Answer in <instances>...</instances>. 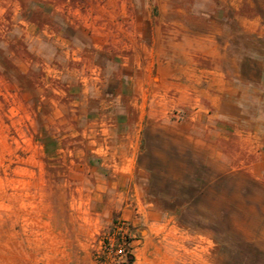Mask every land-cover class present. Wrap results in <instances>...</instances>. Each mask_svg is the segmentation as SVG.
I'll return each instance as SVG.
<instances>
[{"label": "rangeland", "instance_id": "rangeland-1", "mask_svg": "<svg viewBox=\"0 0 264 264\" xmlns=\"http://www.w3.org/2000/svg\"><path fill=\"white\" fill-rule=\"evenodd\" d=\"M256 13L264 15L256 0H0V264H57L43 256V240L60 237V182L96 162L94 130L113 143L132 139L137 167L154 158L178 180L193 165L229 174L253 161L237 130L181 127L209 104L188 101L179 75L223 58L203 39L207 31L222 30L221 50L257 56L264 39L234 33L222 19ZM247 107L257 113V103ZM231 196L240 232L264 250V196ZM28 213L37 228L30 246L20 230ZM188 231L194 264H241L209 231Z\"/></svg>", "mask_w": 264, "mask_h": 264}, {"label": "crops", "instance_id": "crops-1", "mask_svg": "<svg viewBox=\"0 0 264 264\" xmlns=\"http://www.w3.org/2000/svg\"><path fill=\"white\" fill-rule=\"evenodd\" d=\"M256 2H262L264 8V0ZM222 19L226 25L228 19L234 23L229 26L234 33H251L264 39V15ZM244 20L251 23L247 30L243 28ZM255 23L258 26H253ZM221 31H207L203 39L211 42L223 58L210 67H188L185 74L179 75L187 81L179 87L185 88L188 101L208 103L209 107H204L203 114L194 111L179 124L186 130H219L220 136L225 130H237L254 156L242 171L264 185V42L257 56L245 55L234 45L229 51L221 50L226 49L218 41ZM248 90L254 93L248 95ZM249 101L257 103L253 116L247 110ZM104 131L94 130L91 139V157L96 162H84L79 173L60 182L61 210L56 215L60 237L43 240V256L57 264H97L100 234L113 221L123 219L137 234H143L134 247L135 264H157L158 260V264H194V235L180 227L171 213L150 201L144 190L145 177L135 176V170L140 169L135 158L137 143L132 139L124 145L110 142L102 137ZM27 216L28 222L20 230L28 232L30 246L35 244L37 228L35 215ZM49 246L54 249H46Z\"/></svg>", "mask_w": 264, "mask_h": 264}, {"label": "trees", "instance_id": "trees-1", "mask_svg": "<svg viewBox=\"0 0 264 264\" xmlns=\"http://www.w3.org/2000/svg\"><path fill=\"white\" fill-rule=\"evenodd\" d=\"M151 160V166H138L145 172L144 190L150 201L171 213L180 227L209 231L215 246L239 263L264 264V250L244 236L235 223L241 212L231 196L240 191L247 196L255 192L264 196L263 184L242 170L220 174L202 165H193L188 175L178 180L166 175L157 160ZM158 181L162 185L158 186Z\"/></svg>", "mask_w": 264, "mask_h": 264}, {"label": "built area", "instance_id": "built-area-1", "mask_svg": "<svg viewBox=\"0 0 264 264\" xmlns=\"http://www.w3.org/2000/svg\"><path fill=\"white\" fill-rule=\"evenodd\" d=\"M139 238L126 220L113 221L100 234L97 264H135L134 247Z\"/></svg>", "mask_w": 264, "mask_h": 264}, {"label": "water", "instance_id": "water-1", "mask_svg": "<svg viewBox=\"0 0 264 264\" xmlns=\"http://www.w3.org/2000/svg\"><path fill=\"white\" fill-rule=\"evenodd\" d=\"M142 233V232H141Z\"/></svg>", "mask_w": 264, "mask_h": 264}]
</instances>
